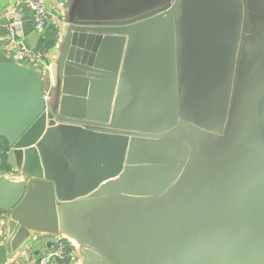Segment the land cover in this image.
Returning a JSON list of instances; mask_svg holds the SVG:
<instances>
[{"label": "water", "instance_id": "1", "mask_svg": "<svg viewBox=\"0 0 264 264\" xmlns=\"http://www.w3.org/2000/svg\"><path fill=\"white\" fill-rule=\"evenodd\" d=\"M263 4L75 7L47 100L42 66L0 56V137L20 178H0V264L32 235L80 264H264V20L249 13Z\"/></svg>", "mask_w": 264, "mask_h": 264}, {"label": "crops", "instance_id": "2", "mask_svg": "<svg viewBox=\"0 0 264 264\" xmlns=\"http://www.w3.org/2000/svg\"><path fill=\"white\" fill-rule=\"evenodd\" d=\"M105 1L106 0H42L46 12L49 15V19L40 31L34 29L30 11L26 10L27 7L23 6L20 8L17 27L21 34V38L26 46L40 57L43 63L42 66H45L40 73L41 85L42 83H45V87L42 86L43 92L50 91L52 85L56 84L55 69L52 62L57 55L56 48L58 46L60 28L63 22L62 16L64 17V13L66 16V14L75 7H87V10H89L92 6L101 5L105 3ZM11 5V0H0V24L1 22H6L7 11ZM34 34H36V38L34 37ZM29 43H31V45ZM14 54L15 50L8 47L3 40V36H0V56L4 55L14 59ZM51 66L53 73L51 79H49L50 74L47 72V69ZM3 142H5L4 138L0 137V151L2 152V159L0 161V178L5 177L12 182H18V179H12L9 176L11 169L5 162ZM13 174L15 176L18 175V173ZM5 238L6 234L4 229L0 226V243L4 242ZM54 239L55 238L45 235H32L31 240L18 249L9 259L8 264H28L32 259L47 254L53 246ZM73 264H80V262L74 260Z\"/></svg>", "mask_w": 264, "mask_h": 264}, {"label": "built area", "instance_id": "3", "mask_svg": "<svg viewBox=\"0 0 264 264\" xmlns=\"http://www.w3.org/2000/svg\"><path fill=\"white\" fill-rule=\"evenodd\" d=\"M12 5L7 11L5 34L3 36L4 42L8 47L15 50L14 61L27 68L35 69L38 66H42V60L38 55L33 53L23 42L21 34L18 31V15L21 7L25 6L29 8L31 14V20L36 31H40L45 26L49 19V15L46 12L45 6L42 0H11ZM43 69L45 66H42ZM45 100L48 99V92L42 93ZM2 159V152L0 151V161ZM9 176L12 179H19V174L15 176L10 173ZM76 260V253L72 244L63 240L60 237H56L53 241V246L49 252L36 259H32L28 264H73ZM77 261V260H76Z\"/></svg>", "mask_w": 264, "mask_h": 264}, {"label": "flooded vegetation", "instance_id": "4", "mask_svg": "<svg viewBox=\"0 0 264 264\" xmlns=\"http://www.w3.org/2000/svg\"><path fill=\"white\" fill-rule=\"evenodd\" d=\"M249 6H252V5H249ZM260 7H261V11L257 10L256 12H254V11L249 10V13L255 17L262 18V20H264V4Z\"/></svg>", "mask_w": 264, "mask_h": 264}, {"label": "rangeland", "instance_id": "5", "mask_svg": "<svg viewBox=\"0 0 264 264\" xmlns=\"http://www.w3.org/2000/svg\"><path fill=\"white\" fill-rule=\"evenodd\" d=\"M42 86L45 87V83H42Z\"/></svg>", "mask_w": 264, "mask_h": 264}]
</instances>
